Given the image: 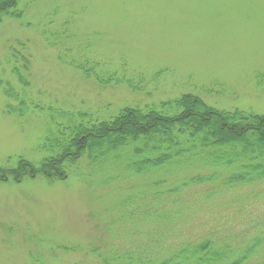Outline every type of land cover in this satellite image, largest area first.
<instances>
[{"label": "rangeland", "instance_id": "1", "mask_svg": "<svg viewBox=\"0 0 264 264\" xmlns=\"http://www.w3.org/2000/svg\"><path fill=\"white\" fill-rule=\"evenodd\" d=\"M14 13L0 22V79L28 109L25 117L9 113L20 102L0 86V166L41 161L47 152L38 148L56 124L110 120L123 107L188 93L220 110L264 115V0H20ZM61 57H87L142 91L103 87ZM16 64L27 86L13 76ZM116 156L95 164L86 157L63 180L0 182V264H105L99 254L152 251L148 222L121 221L125 201L182 182L179 173L196 168L135 174L127 169L131 157ZM209 194L189 192L196 203L188 235L241 228L264 215V182ZM134 201L137 215L144 205ZM180 236L174 240L188 238Z\"/></svg>", "mask_w": 264, "mask_h": 264}, {"label": "trees", "instance_id": "2", "mask_svg": "<svg viewBox=\"0 0 264 264\" xmlns=\"http://www.w3.org/2000/svg\"><path fill=\"white\" fill-rule=\"evenodd\" d=\"M19 1L0 0V22L5 16L16 18L14 12ZM61 60L103 87L126 85L133 92L142 91L139 82H126L124 76L101 72V65L87 57L81 60L61 57ZM12 74L21 85H28L17 64ZM3 85L5 95L20 102L17 107L9 105V113L25 117L28 109L25 100L10 81L0 79V86ZM55 127L38 148L47 152V156L38 163L20 158L15 167L0 166V182L18 183L39 176L49 181L63 180L67 168L86 157L95 164L109 155L118 157L122 153L131 157L127 169L135 174L196 168L179 173L182 182L159 189L151 196H139L140 202L139 197L125 201V210L129 212L121 221H134L138 228L148 222L152 251L116 254L111 259L99 254L103 263L264 264V215L256 224L249 222L241 228L230 225L226 230L207 231L197 237L186 233L195 221L191 209L196 201L189 198L190 191L208 188L211 199L264 182V115L240 109L220 110L188 93L158 106L123 107L110 120L70 119L67 124ZM194 162L198 165L193 166ZM162 184H166L164 180L158 186ZM136 198L144 205L137 215L132 211L137 208H134ZM176 234L188 238L180 240V236L174 240Z\"/></svg>", "mask_w": 264, "mask_h": 264}]
</instances>
